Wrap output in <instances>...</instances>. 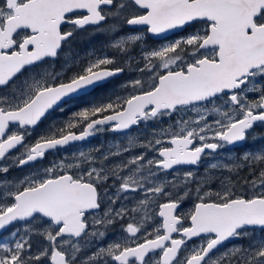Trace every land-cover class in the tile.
I'll use <instances>...</instances> for the list:
<instances>
[{"label":"snow or ice","instance_id":"obj_1","mask_svg":"<svg viewBox=\"0 0 264 264\" xmlns=\"http://www.w3.org/2000/svg\"><path fill=\"white\" fill-rule=\"evenodd\" d=\"M110 17L130 28L111 45L129 59L128 45L147 34L191 31L142 49L136 61L141 76L122 85L127 95L74 113L64 127L52 125L34 145L26 144L31 129L66 98L124 71L107 56L90 59L67 82L43 67L78 30L100 29ZM110 30L118 31L116 25ZM189 111L194 118L153 129L144 141L129 136V145L147 152L126 161L108 164L113 156L132 151L129 146L99 156L81 152L43 175L16 182L0 179V230L12 229V239L0 241V264H264V235L254 238L257 230L264 234V147L244 152L241 163L209 165L237 174L247 167L253 178L242 179L251 194L247 189L237 193L227 177L212 198L203 190L206 176L195 190L197 202L182 213L194 173L186 171L183 181L168 178L177 166H197L206 150L214 153L244 142L257 122L264 125V0H0V160L20 147L24 151L13 157V166L23 167L95 133H126ZM214 116L219 118L209 119ZM77 127L82 131L75 132ZM8 170L0 164V173ZM109 179L113 187L119 182L113 195L106 186ZM130 193L141 195L135 207L111 206ZM160 197L166 202L158 203ZM105 198L109 206L101 212ZM126 216L131 219L125 223ZM117 222L121 238L82 257L83 246L104 241ZM33 236L43 241L35 251ZM193 238L200 243L188 249ZM245 238L247 246L233 245L214 255L226 241Z\"/></svg>","mask_w":264,"mask_h":264},{"label":"flooded vegetation","instance_id":"obj_2","mask_svg":"<svg viewBox=\"0 0 264 264\" xmlns=\"http://www.w3.org/2000/svg\"><path fill=\"white\" fill-rule=\"evenodd\" d=\"M111 25H116L118 31L112 32L110 30ZM188 31H191V29H188L185 31L178 30V31L172 32V33L168 34L167 36H165L163 38H159V39H154V38L150 37L149 34H147L144 37V40L142 42H139V43L147 44L146 49L150 50L152 48L159 47L160 45H162L164 43L174 41L175 39H177L181 36H185L188 34ZM129 32H130L129 26H127L125 23L121 22L119 19L111 18V17L100 29H97L95 26H86L84 29L78 30L77 33L74 34V36L70 39V41L63 45V49H62V51H60V54L57 58H55L54 60L50 58L48 60L47 64L43 65V67L48 68L50 71H55L57 73H61L62 80L64 82H67V80L70 79L76 72L80 71L82 67L86 66L90 59H95L97 57H104V56H107V57L114 59L115 48H113L111 46L112 42L121 36H125V35L129 34ZM135 52H138V51L135 50ZM140 54H141V50H139V54L132 56L133 59L128 60V62H129L128 66L130 67V73H129V80L130 81L136 79V77H134V74H135L134 70H136V61H138L140 59ZM140 67H143V63L140 64ZM23 79H24V77L21 76L19 78V80L17 81V83H19ZM112 79H114V78H112ZM98 87L99 86H96L95 88H93L92 90H90L86 94L76 96V97H73V98L66 100L64 103L61 104V106L59 108H56L55 110L51 111L47 115V118L56 112H62V111L65 112L66 115L73 114V112L77 110L76 105L83 104V103L87 104V103H89L90 98H93V97H94V99H96L95 96H96V91H97ZM9 90L10 89H2V91H9ZM254 97H255V94H250L249 98L252 99ZM61 109H63V110H61ZM190 116L191 115L189 112H187V113L177 112V113L172 114L171 117H177L176 121L173 122V127L176 126L177 121H179L181 119H185V120L190 119L189 118ZM191 118H194V117L191 116ZM44 120L45 119H43V121ZM42 122H40L35 128H32L31 133H33L40 126V124ZM133 130L134 129H132L131 131H128L126 133L123 132V133H117V134L113 133L112 131H102V132L93 134V136L86 141L74 143V144L68 145V146L63 147V148H58L57 150L48 151V152H46L44 158L38 159L37 161L30 163L27 166H25V167H31V169L29 170V173L26 176L43 175L44 170L49 168V165H46L42 161L50 153L60 152L64 156V160H67V159L71 160L70 159V153H73V152H75V157H78L81 152L88 153V154H91L94 156H99V153H104L106 151L115 152L117 150V147H123L120 145H115V143H118L120 141L118 136L129 135V134H132L133 132H136ZM81 131H82V129L80 131H75V132L79 133ZM152 131L153 130H147V131H142V133L149 134ZM258 131H260L261 133H264V125H261L259 122H257V124L254 126V128L249 131L248 137H247L246 141H244V144L238 145L235 147L226 146L224 148L218 149L214 153L211 152V150H206L207 154L202 157V159L200 160V162L198 163L197 166H186V167L178 166V167H176L175 170H173L172 172L169 173V176H168L169 179H171L173 176H176L179 181H180V179H184V178H179V172H182L184 174L186 171H192L194 173V177H193L192 182H190L187 185V190H190L191 194L182 201L180 212L187 213L188 211H190L193 208L194 204L197 202L195 190L198 186V183L201 182L204 177L211 176L212 169L209 167V165L212 163H219V164L223 165V164H225V162L217 160V158L223 157V158L231 159L232 155H236L237 153L240 154L241 151H243V149L247 148V145L249 144L248 140L251 137V135L254 134L255 132L258 133ZM208 135H211V133H209ZM32 139H35V136H32ZM24 142L28 145H34V143L36 141L29 143L28 142V135H27L25 137ZM197 143H199V141H197ZM126 146L131 147L132 151L126 152L122 156H117V157L113 156L111 158V160L108 162L109 166H111V164H113V163H118L121 160L126 161L129 157L136 155V154H139L141 152H147V149H142L138 145H136L135 147H132L131 145L128 144ZM19 149H21V148L19 147V148L15 149L14 151H12L9 154V156L10 157L17 156V151ZM97 149H99V151H97ZM227 154H230V156L226 157ZM148 155L150 157V156L154 155V153H148ZM238 157L240 158V156H237L234 159H237ZM116 158H118V160ZM240 159L242 160V158H240ZM97 163H99V161H97ZM38 165H41V167H38ZM25 167H22V168L16 167V168L17 169H23ZM245 168L240 169L241 170L240 174L242 171H244L243 169H245ZM219 170H222L221 176L224 175V177L227 178V175L225 176L227 170L224 169L223 167L219 168ZM245 170L249 171L248 168ZM256 175L258 176V172L256 173ZM246 177L250 180L253 178L250 174H248ZM163 178H164L163 174H161V179H163ZM113 183H114V181L112 179H109L107 182L106 186L109 189V195L115 194L116 190L119 186V182H116L115 187L112 186ZM221 187H218V188H220V190H221ZM169 190L175 191L171 188ZM203 190H204V192L210 191L212 194L217 192V191H220L219 189H217L216 191H213L211 189V186L208 185V182L205 183ZM100 191L103 192V188ZM128 195H129L128 199L118 200L116 204L111 205V206L115 207V208H119L121 205H124L128 209H132L133 207L136 206L138 199L141 198V195L140 194H131V193ZM212 198H214V194H213ZM166 200H167L166 197H160L158 200V203L166 202ZM102 205H103V207L101 209V212L103 211V208H106L109 206L106 198L102 201ZM153 211H158V204L153 208ZM130 219H131V216H126L125 217V223L127 221H129ZM157 219H159V218L157 217ZM34 223L38 224V221L34 222ZM188 223L189 222L186 221L185 226H187ZM120 229H121V222H117L116 224L112 225L108 229L109 233H111V237H113L115 241L119 240L121 238ZM258 231L259 230H257L256 232H258ZM173 235H174V237L178 238V234H173ZM1 236L2 235H0V237ZM107 238H109V236H107ZM95 243H96V247H98L101 244H104V243H101L97 240L92 241L90 244L93 245ZM194 243L196 245H199V243H200L199 238H193L192 241H189L187 244V248L191 249L193 247ZM235 243H237L236 240H234L228 244L223 245L222 247L218 248V250L215 251L214 255L222 254L223 252L226 251V249L229 246H231ZM105 244H107V243H105ZM94 251H95V249H94Z\"/></svg>","mask_w":264,"mask_h":264},{"label":"trees","instance_id":"obj_3","mask_svg":"<svg viewBox=\"0 0 264 264\" xmlns=\"http://www.w3.org/2000/svg\"><path fill=\"white\" fill-rule=\"evenodd\" d=\"M131 46H133V47L130 48V45H128V47L130 49V56L132 57L133 55L139 54V50H137L138 52H135V47L137 46V44L131 45ZM114 55H115L114 67L123 68L124 71H123L122 75L120 77L111 79L107 83L99 86L97 88V91H96V96H95L96 99H94V97H93V98H90V101L87 104L83 103V104L76 105L77 110L74 111L73 114L77 113V112H79V111H81L87 107L97 105L99 103H106V102H108V100L110 98L115 99L117 95L123 96V95L128 94V92L122 87V85H124L125 83L130 81L129 80L130 67L128 66L129 65L128 60H131V59H129L128 56L119 52L117 49H115ZM134 72H135L134 77L138 78L141 76V73L139 71L134 70ZM146 78L148 79L147 76H144L145 80H147ZM73 114L66 115L65 112L62 111V112H56L53 115L49 116L47 119H45L40 124V126L33 133L28 135V142L32 143V142L36 141L41 135L48 134V129L52 125H55L56 128L64 127L65 123L68 122L73 117ZM176 119H177V117H171V115H170V116H164V117L160 118L159 120L150 121L148 126L141 124L139 127L134 128L133 131H136V132H133L132 134H129V135L118 136L120 141L116 144L120 145V146L128 145L129 136L132 137L133 139H137L139 141H144L148 137V134L140 133V131H147V130H153V129H156V130L168 129L170 126L173 127V122L176 121ZM81 129H82V127H77L74 129V131H80ZM258 133L261 134L260 131H258ZM32 136H35V139H32ZM257 143L261 147H264V139H259L257 141ZM131 146L135 147L136 145H131ZM23 151H24L23 148L19 149L17 151V155H19ZM106 152H110V151H106ZM100 154L101 153H99V155ZM74 157H75V152L70 153V159L73 160ZM62 160H64V156L60 152H58V153H50L49 155L46 156V158L42 162L45 163L46 165H49V167H51L54 164L58 165ZM67 160L70 161L69 159H67ZM0 162L5 163V165H7L9 168V170L6 174L0 173V179H6V180L12 181V182L22 180L29 173V170L31 169V167H25L23 169H17L16 166H13V157H10V156L7 159L0 160ZM38 167H41V165H38ZM245 169H247V167ZM245 169H243L244 171H242L241 174H240L241 170H239L238 174L236 172L226 171L225 176L227 175V177H231L232 185L235 187V190L237 191V193H243L247 189V186L244 184V181L242 179L243 177H246L249 174L248 173L249 171L245 170ZM213 194H215V193H213ZM247 194H251V189H247ZM16 226L18 227L19 225H16ZM11 230L12 229H9V231H6V232L8 233ZM259 233L260 234L257 235V232H256L254 238L259 239L262 235H264L260 231H259ZM108 236H109V238L106 237L104 241H99V240H97V241L104 243V244L115 241L114 238L111 237V233H109V231H108ZM42 242H43L42 237L33 236V244H34L33 251L36 250L35 245L37 243H42ZM248 243H249L248 238H245L242 241H237L238 245L243 244L244 246H247ZM96 248H97L96 243L93 245H91V244L84 245L83 249H82V253H81L82 257L90 256L92 254V252L94 251V249L96 250Z\"/></svg>","mask_w":264,"mask_h":264},{"label":"rangeland","instance_id":"obj_4","mask_svg":"<svg viewBox=\"0 0 264 264\" xmlns=\"http://www.w3.org/2000/svg\"><path fill=\"white\" fill-rule=\"evenodd\" d=\"M133 46H131L130 45V48H132ZM146 47H147V44H143V43H137V46L135 47V50L137 51V50H141L142 51V49H146ZM147 79V78H146ZM218 104H220V103H223L222 101H218L217 102ZM189 113H190V115L192 116V117H195V114L194 113H192V112H190L189 111ZM191 116L189 117V118H191ZM216 118H219L218 116H214V117H210L209 119L211 120V119H216ZM140 133H142V131H140ZM145 134V133H144ZM261 137H264V133H261V134H258L257 132H255L254 134H252L251 135V137L249 138V140H248V142H249V144L247 145V148H245V149H243V151H241V153L239 154V153H237L236 155H232V158L231 159H227V158H223V157H220V158H217V160H220V161H222V162H225V163H228V162H237V163H241L242 162V160L240 159V158H242V155H243V153L244 152H247V151H255V150H257V149H260L261 148V146L260 145H258V143H257V141L259 140V139H261ZM115 145H117L116 143H115ZM219 156V155H218ZM227 156H230V154H227L226 155V157ZM237 156H240V158L238 157L237 159H234L235 157H237ZM117 157V156H116ZM117 160H118V158H116ZM0 164H3V165H5V163H2V162H0ZM221 171L222 170H217V169H212V172H211V176H208V185H210L211 186V189L213 190V191H216L217 189H219L220 190V188H218V187H221L222 186V181H224L225 180V177H224V175H222L221 176ZM219 176V177H218ZM26 177V176H25ZM179 178H184V174L182 173V172H179ZM183 179H180V181H182ZM18 227H20V225L18 226ZM9 233L10 232H6V233H4L3 235H2V237H0V241H4V242H8V240H11L12 238L10 237V235H9ZM258 234H260L259 233V231L257 232V235ZM126 235V234H125ZM7 238V239H6ZM233 245H238L237 243H235V244H233ZM233 245H231V246H229L228 248H231ZM227 248V249H228ZM36 249V248H35Z\"/></svg>","mask_w":264,"mask_h":264},{"label":"water","instance_id":"obj_5","mask_svg":"<svg viewBox=\"0 0 264 264\" xmlns=\"http://www.w3.org/2000/svg\"><path fill=\"white\" fill-rule=\"evenodd\" d=\"M175 31H178V30H172V31H169V32H167V33H165V34H161L160 36H153L152 34H149V36L150 37H152V38H154V39H159V38H163V37H165V36H167L168 34H170V33H172V32H175ZM123 73V72H122ZM122 73H120L118 76H115V77H113V78H117V77H120L121 75H122ZM110 79H112V78H110ZM109 79V80H110ZM96 87V86H95ZM95 87H92V88H90V89H88L87 91H82L81 93H79V94H73V96L71 97V98H73V97H76V96H80V95H83V94H86V93H88L90 90H92L93 88H95ZM69 98H66V100H68ZM51 112V111H50ZM36 126H34L33 128H35ZM135 128V126H133L130 130H132V129H134ZM130 130H128V131H130ZM113 133H123V132H113ZM93 135H91V136H89V137H87L85 140H83V141H86V140H88V139H90L91 137H92ZM78 142H81V141H74V142H70L68 145H70V144H74V143H78ZM241 144H243V142H241V143H239V144H236V145H232V146H228V147H235V146H238V145H241ZM65 147V146H64ZM19 148V147H18ZM15 150V149H14ZM14 150H11V152L12 151H14ZM10 152V153H11ZM48 152V151H47ZM30 163H32V162H30ZM29 163V164H30ZM27 165V164H26ZM25 166V165H24ZM181 166H184V167H186V166H192V165H181ZM178 167V166H177ZM19 168V167H18ZM5 231H2V230H0V235L1 234H3ZM234 241V240H233ZM230 242H232V241H226L225 243H224V245L225 244H228V243H230ZM223 246V245H222ZM222 246H220V247H222ZM219 247V248H220Z\"/></svg>","mask_w":264,"mask_h":264},{"label":"bare ground","instance_id":"obj_6","mask_svg":"<svg viewBox=\"0 0 264 264\" xmlns=\"http://www.w3.org/2000/svg\"><path fill=\"white\" fill-rule=\"evenodd\" d=\"M131 131V130H130ZM117 134V133H116ZM243 144H244V142H243ZM71 145V144H70ZM242 145V144H241ZM68 146V145H67ZM66 147V146H65ZM33 163V162H32ZM28 165V164H27ZM27 165H25V166H27ZM25 166H23V167H25ZM19 168H22V167H19Z\"/></svg>","mask_w":264,"mask_h":264}]
</instances>
